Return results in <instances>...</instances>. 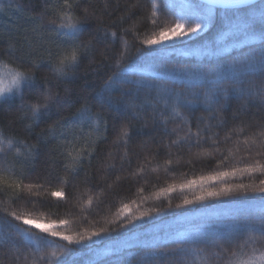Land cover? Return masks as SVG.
I'll return each mask as SVG.
<instances>
[{
    "label": "trees",
    "instance_id": "16d2710c",
    "mask_svg": "<svg viewBox=\"0 0 264 264\" xmlns=\"http://www.w3.org/2000/svg\"><path fill=\"white\" fill-rule=\"evenodd\" d=\"M62 0H0V66L15 71L18 58H31L37 61L38 66L32 68L36 77V84L24 90V102L34 100L45 88L44 78L48 80V87L53 94L59 93V102L54 101L46 115H42L39 122H33L30 118H23L30 113L20 107L21 100L13 91L5 95L10 103L0 100V128L4 135L19 137L31 144L38 145L41 155L35 161L34 170L31 164H20L16 162L12 153L8 154L9 160L16 164V168H23L28 173L22 180V196L20 200L12 201L5 196H0L6 204L18 213L27 214L29 218L47 224L55 225L52 230L63 232L65 235H77L85 230H98L101 227H115V224H108V221L115 219L117 210L123 204H129L132 211L138 214L140 211L150 208L164 209L158 215L153 213V219L148 217L140 221H134L136 234L144 238L145 234L158 233L167 239L169 235H175L178 225L191 220L192 224H198L199 218L203 215H211L217 211L236 207H248L244 199L233 200L230 197L221 198L219 201L211 200L203 202V205H187L180 209L175 206L180 204L185 197L191 198L192 192L180 190L167 194H159L163 188L175 184L179 185L191 179H198L201 176L212 175L216 172L243 168L252 159H259L264 163V155L256 156V152H264V148L257 144H250L247 147L243 141L256 137L264 131V103L258 97H239L230 95L227 100L222 99L224 105L218 112V117L223 119V126H218V119H209L210 113L203 107L197 108L193 113H188L192 120V131H196L195 117L203 116L201 128L210 125L207 131H202L206 137L202 143H178L171 145V141L177 140V135L164 134L163 124L159 123L160 116L153 119L151 107L143 109H128L117 113L108 103L109 93H105L103 99L97 97L99 92L116 69L112 67L113 56L120 48V37L124 36L121 29H131L135 25V31L139 33L137 39L130 31L125 38L130 44L139 46L142 39L158 32L161 27H171L175 17L171 15H160L158 27H152V19L149 18L151 4L150 0H80L77 11L82 13L84 9L95 12L86 22L87 27L80 41H92L91 50L82 55L76 68L68 69L67 78H57L51 71L48 62V51L53 56L63 48H71L73 42L62 35L49 34L48 28L39 29L33 33V28L40 24L39 17L43 16L46 22L50 12L46 7L54 9ZM158 2V0H157ZM177 4L175 0H172ZM178 5V4H177ZM220 25L217 24L206 29L205 39L216 36ZM105 29L108 30L107 37ZM44 33L43 39L39 33ZM116 32L115 43L112 42L111 33ZM28 43H25V40ZM199 40H189V47L199 46ZM11 46V47H10ZM150 47V46H145ZM154 47V46H152ZM177 42L176 51L161 61L168 67L196 63L195 57L184 55L188 51ZM132 51H135L133 47ZM14 53V55H13ZM235 54V53H233ZM43 57L41 60L40 58ZM25 64L28 60L25 59ZM30 66V65H29ZM133 66L144 71L151 72L154 66L146 62H139L133 58ZM136 79V77H129ZM259 85L260 78L256 77ZM125 90H127L125 92ZM136 92L134 84L117 85L110 95L115 101L127 102L133 93ZM148 92L147 89H140L136 102L139 104ZM87 103L93 113L99 112L108 119V130L99 134L92 130L89 122L85 121L83 130L91 133L88 150L95 151L90 158V163L85 161L82 168H78L73 174L72 171H65V164H71L70 158L62 155L59 147L60 140L53 138L49 126L55 128L57 122L67 121L74 124L72 116L77 110ZM123 108V105H122ZM132 112H138L139 118L132 116ZM167 115V113H165ZM180 123L179 120L169 119L167 127L172 129ZM31 124V128L26 125ZM129 124L131 139L127 145V155L124 153V144L118 141L120 125ZM103 126L101 125V128ZM183 136V131L179 132ZM231 137L228 139L227 137ZM71 139V136L68 137ZM77 144V147H80ZM239 148V151H237ZM15 149H13V152ZM51 171L53 176L59 175L68 178L67 184H62L55 179H49L47 173ZM257 176L249 177L247 174L235 177H227L226 182L231 184L258 183ZM10 180L20 181L19 176L13 177L11 173L5 176V182ZM31 187L29 196L28 185ZM209 186L220 187L221 182H214ZM54 190L63 191L62 197L53 196ZM159 194V195H158ZM91 202L89 203V199ZM29 199L34 203H29ZM171 205V207H169ZM67 221L61 225L60 221ZM31 227V226H26ZM34 232L39 230L32 228ZM43 235V233H41ZM57 244L45 247V251L55 250L60 252L67 245L66 241L60 238H51ZM127 239L135 241V236L124 230L114 233L112 240L107 237L94 238L97 243L93 247L100 254L95 257L88 252L83 245H67L71 255L67 261L71 264H84L86 260L96 259V264H113L115 255L108 250L113 240ZM16 243L22 252L31 253L30 249L22 240L17 238ZM185 247L177 243H166L160 248L152 250L143 247H132L126 249L120 255L122 264H169V261L178 260L181 253H173L171 250ZM210 250L211 246L200 245ZM8 244L0 249V261L3 264H13L7 255ZM193 264H202V260L192 256ZM31 260V255H29Z\"/></svg>",
    "mask_w": 264,
    "mask_h": 264
},
{
    "label": "snow or ice",
    "instance_id": "6c2138e0",
    "mask_svg": "<svg viewBox=\"0 0 264 264\" xmlns=\"http://www.w3.org/2000/svg\"><path fill=\"white\" fill-rule=\"evenodd\" d=\"M80 0H62L54 9L46 7V12H50L49 19L45 22L43 16L39 17L40 24L33 28V33H38L39 29L48 28L49 34L62 35L73 42L71 48H63L57 51L55 56L51 50L48 51V62L51 71L57 78H67L68 69L76 68L82 55L87 54L92 47V41H80L87 27V21L95 15L84 9L82 13L77 11ZM151 10L149 18L152 19V27H158L160 15H171L175 17V22L171 27H161L158 32H153L150 36L142 39L139 46L130 44L125 36L131 31L138 39L139 33L135 31V25L131 29L123 28L120 37V48L114 53L113 64L116 69L104 82L101 90L96 93L97 97L103 99L105 93H109L107 103L114 108L117 113L128 109H143L151 107L153 119L160 116L159 123L163 124V133L177 135L178 139L171 141V145L178 143L197 144L205 141L201 133L207 131L210 125L201 128L203 116L195 117L196 131H192V120L188 113H193L197 108L210 113L209 119H218V126H223L225 121L218 117V112L224 107L221 100H227L230 95L239 97H258L264 103V0H180L174 4L172 0H150ZM158 13L160 15H158ZM219 24V31L215 37L205 39L206 29ZM43 39L44 33H39ZM108 30L105 29L107 37ZM112 42L115 43L117 33H111ZM199 40V46L189 47V40ZM28 43L26 39L24 41ZM177 42L189 50L184 53L187 57H195L196 63H184L168 67L161 61L176 51ZM150 46V47H145ZM154 46V47H152ZM11 47V46H10ZM135 47V51L132 49ZM235 53V54H233ZM14 55V53H13ZM133 58L139 62H146L154 66L151 72L133 66ZM25 59L28 64H25ZM41 60L43 57L40 58ZM30 65V66H29ZM37 61L31 58L19 57L17 67L12 75V83L15 85L14 94L21 100L20 107L30 113L23 118L39 122L42 115H46L54 101L59 102V93L53 94L48 87V80L44 78L45 88L34 100L24 102V90L30 89L36 84V77L32 68L37 67ZM136 77L132 80L129 77ZM256 77L260 78L257 85ZM134 84L136 92L132 94L127 102L115 101L110 93L117 85ZM147 89L141 102L138 104L139 90ZM12 92V89L0 88V100L10 103L5 98V92ZM127 90H125L126 92ZM123 105V108H122ZM167 113V115H165ZM132 116L139 118L138 112H132ZM169 119L179 120L180 123L169 129L167 123ZM74 124H68L65 120L57 122L53 128L49 126V131L53 138L60 140L59 150L62 155L70 158L71 164H65V171H72L73 174L78 168H82L85 161L90 163L95 148L88 150L91 133L83 130L84 122H89L92 130L96 133L108 130V119L99 112L93 113L87 103L83 104L76 113L73 114ZM101 125L103 126L101 128ZM31 124L26 127L31 128ZM183 131V136L179 132ZM71 136V139L68 137ZM230 139L231 137H227ZM131 139L130 125L121 124L118 141H122L127 155V145ZM264 148V131L259 132L256 137L243 141L247 147L250 144H257ZM83 141L80 147L77 144ZM13 149L15 151L13 152ZM239 151V148H237ZM12 153L13 159L20 164H31L34 170L35 161L41 155L38 145L31 144L19 137L5 136L0 128V196H5L9 200L17 201L22 196V180L28 175L23 168L17 169L16 164L8 158ZM264 155V152H256V156ZM9 173L13 177L19 176L20 181L10 180L5 182V176ZM247 174L249 177H264V163L259 159H252L243 168H233L231 170L216 172L212 175L201 176L198 179H191L178 186L173 184L168 188L160 190L159 194H167L180 190L192 192L191 198L185 197L177 209L187 205H203V202L230 197L234 201L244 199L248 207H236L217 211L211 215H203L199 218V223L193 225L191 220L178 225L175 235H169L167 239L158 233L145 234L141 238L136 234L134 221H140L148 217L153 219L152 214H159L164 209L150 208L140 211L138 214L132 211L129 204H123L116 212L115 219L108 221V224H115V227H101L98 230L87 231L77 235H65L63 232L52 230L29 218L27 214L18 213L0 200V249L8 244L7 255L13 264H71L67 257L71 251L67 245H83L88 252L95 257L99 253L93 247L97 243L94 238L107 237L112 240L113 234L124 230L128 226L135 236V241L127 239L113 240L109 245V252L115 255L113 264H122L120 255L126 249L132 247H143L146 249H158L166 243H177L185 247L172 249L173 253H181L178 260L169 261V264H193L192 256L202 260V264H264V178L258 183L251 184H231L226 182V178ZM49 179H55L59 183L67 184L68 178L55 175L49 171ZM214 182H221L220 187L209 186ZM32 185H28L29 196ZM158 194V195H159ZM53 196L62 197L61 190H54ZM29 203H34L29 199ZM91 198L89 199V203ZM171 207V205H169ZM67 221L61 220L60 224ZM31 226V227H26ZM32 228L39 230L34 232ZM43 233V235L41 234ZM22 238L23 242L32 249L31 253L22 252L16 243L17 238ZM60 238L66 241L67 245L60 252L55 250L45 251V247L57 244V241L50 239ZM200 245L211 246L210 250ZM31 255V260H29ZM3 264V261H0ZM84 264H96V259H89Z\"/></svg>",
    "mask_w": 264,
    "mask_h": 264
},
{
    "label": "rangeland",
    "instance_id": "374dc122",
    "mask_svg": "<svg viewBox=\"0 0 264 264\" xmlns=\"http://www.w3.org/2000/svg\"><path fill=\"white\" fill-rule=\"evenodd\" d=\"M175 2L177 4L180 3V0H175ZM13 71L4 68L2 66H0V88H4V89H13L15 87V85H13L12 83V75H13ZM10 92H5V95L9 94ZM46 227H54L55 225L52 224H47V223H43V222H38Z\"/></svg>",
    "mask_w": 264,
    "mask_h": 264
}]
</instances>
